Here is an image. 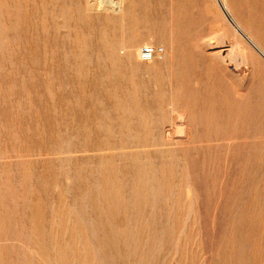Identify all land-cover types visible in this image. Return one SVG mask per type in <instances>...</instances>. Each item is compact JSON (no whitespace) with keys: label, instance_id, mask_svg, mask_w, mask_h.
<instances>
[{"label":"rangeland","instance_id":"obj_1","mask_svg":"<svg viewBox=\"0 0 264 264\" xmlns=\"http://www.w3.org/2000/svg\"><path fill=\"white\" fill-rule=\"evenodd\" d=\"M219 4L0 0V264H264V63L197 47Z\"/></svg>","mask_w":264,"mask_h":264},{"label":"bare ground","instance_id":"obj_2","mask_svg":"<svg viewBox=\"0 0 264 264\" xmlns=\"http://www.w3.org/2000/svg\"><path fill=\"white\" fill-rule=\"evenodd\" d=\"M219 2V7L223 15H221V12H218L215 7H212L211 11L219 16L225 17L229 27L234 32L235 36H230L229 31L223 28L224 31L219 35L223 43L229 48V54L226 55L223 50H212L211 47L215 45L209 44L207 39L200 40L197 47L206 52L215 68L235 85V88H237L239 92H245L249 89L254 80L255 59L261 60L264 63V46L254 37L256 34L237 17L228 0H219ZM217 37L218 35L215 39ZM231 64H235L238 68L242 65L248 66V73L242 76L237 75L230 69ZM239 92L238 94H240Z\"/></svg>","mask_w":264,"mask_h":264},{"label":"built area","instance_id":"obj_3","mask_svg":"<svg viewBox=\"0 0 264 264\" xmlns=\"http://www.w3.org/2000/svg\"><path fill=\"white\" fill-rule=\"evenodd\" d=\"M161 51H159L158 49H156L153 46H146L142 49L141 51V57L143 59V61L145 62H150L153 59L156 58V56L160 53Z\"/></svg>","mask_w":264,"mask_h":264}]
</instances>
